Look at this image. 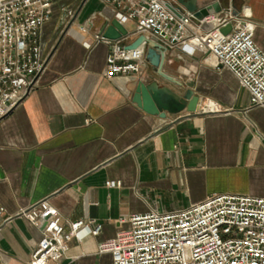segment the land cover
<instances>
[{
	"label": "crops",
	"instance_id": "obj_1",
	"mask_svg": "<svg viewBox=\"0 0 264 264\" xmlns=\"http://www.w3.org/2000/svg\"><path fill=\"white\" fill-rule=\"evenodd\" d=\"M197 4L251 23L264 54V0ZM112 19L103 0H53L41 30L46 66L0 119V264H28L41 230L18 214L41 200L64 226L102 227L97 237L69 242L60 264H111L97 245L126 230L134 214L186 209L212 194L264 198V106L250 107L232 74L199 52L163 49L161 73L173 82L145 58L140 74L106 78L110 46L94 37ZM124 27L127 46L139 35L134 23ZM141 80L192 92L202 112L164 119L142 112L132 104Z\"/></svg>",
	"mask_w": 264,
	"mask_h": 264
},
{
	"label": "built area",
	"instance_id": "obj_2",
	"mask_svg": "<svg viewBox=\"0 0 264 264\" xmlns=\"http://www.w3.org/2000/svg\"><path fill=\"white\" fill-rule=\"evenodd\" d=\"M103 3L122 26L134 23L135 34L154 39L162 49L211 58L214 69L230 72L247 92L250 107L264 106V54L253 41L251 23L230 10L196 18L173 0ZM52 4L53 0H0V119L20 103L46 66L41 30L51 18ZM228 26L230 31L222 34ZM94 39L110 46L106 78L141 73L144 44L128 50L122 40L112 42L99 35ZM18 216L41 230L28 264H60L69 242L97 237L102 228L90 220L64 226L47 200ZM127 223L126 230L97 245V253L109 255L111 264H264V198L212 194L186 209L134 214Z\"/></svg>",
	"mask_w": 264,
	"mask_h": 264
},
{
	"label": "water",
	"instance_id": "obj_3",
	"mask_svg": "<svg viewBox=\"0 0 264 264\" xmlns=\"http://www.w3.org/2000/svg\"><path fill=\"white\" fill-rule=\"evenodd\" d=\"M179 7L186 12L194 14L196 18H201L212 14L217 10V4L198 6L197 0H176ZM230 31V26L221 30L226 35ZM99 36L108 41H120L130 36L128 30L122 26L116 19L105 22L99 30ZM146 46L145 60L154 69V71L169 82L170 78L161 73L163 61V49L156 43L150 42L145 36H138L132 43L126 46V49L133 50L141 45ZM132 104L142 112L164 119L167 115H177L182 112L196 114L201 111V100L186 91L178 95L166 87H159L155 82L141 80L137 82Z\"/></svg>",
	"mask_w": 264,
	"mask_h": 264
}]
</instances>
